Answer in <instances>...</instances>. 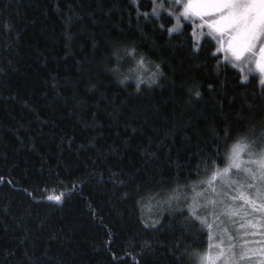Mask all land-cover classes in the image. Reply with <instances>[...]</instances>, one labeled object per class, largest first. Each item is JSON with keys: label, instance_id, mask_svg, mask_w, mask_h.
Returning <instances> with one entry per match:
<instances>
[{"label": "trees", "instance_id": "trees-1", "mask_svg": "<svg viewBox=\"0 0 264 264\" xmlns=\"http://www.w3.org/2000/svg\"><path fill=\"white\" fill-rule=\"evenodd\" d=\"M161 2L0 0V264H196L207 247L184 201L148 208L264 136V82L191 21L169 31L179 6Z\"/></svg>", "mask_w": 264, "mask_h": 264}, {"label": "snow or ice", "instance_id": "snow-or-ice-1", "mask_svg": "<svg viewBox=\"0 0 264 264\" xmlns=\"http://www.w3.org/2000/svg\"><path fill=\"white\" fill-rule=\"evenodd\" d=\"M174 4L179 6L180 15L176 16L177 25L181 17L188 19L191 16H197L201 20V27H207L208 35L214 37L217 42L223 47L225 52H230L232 62H241L236 64L241 72L244 71L243 63L254 64L255 71L264 75V0H174ZM155 15V9H153ZM171 15V14H170ZM173 28L169 31L175 30ZM218 34V35H216ZM138 63H143L141 58ZM157 67H159L157 65ZM253 71L252 68L248 69ZM247 75L242 76V79H247ZM264 82V81H262ZM139 87V84L137 85ZM196 95H199L197 92ZM251 132V130H249ZM226 135L227 132L225 133ZM219 149L217 153H219ZM228 163L220 168L217 165L216 158L208 157L203 163L206 169H210V175L206 181L196 183H206L212 192H217V188L213 182L218 177L222 178V183L227 185L234 195L225 192L224 196H229L231 201H243L239 207H234L233 204H224V199L221 197L220 203L223 204L222 214L235 216L242 214L248 215V212L243 211L245 205H249L253 211L264 212V143L257 147V138L244 134L239 136L234 143L231 144L227 152ZM223 162V161H222ZM235 169L234 175L239 179L233 178L232 172ZM199 174V173H198ZM196 183L192 184V202L187 203L188 214L194 221L208 229V244L203 252H193L189 254L195 257L196 264H239L246 255V250H241L239 256L232 252L233 244L228 245V252L221 247L220 244L213 245L212 228L213 224L207 219L211 215L218 219V215L214 212H208L207 215L198 214L197 210L202 207L198 202L197 197L202 194V191H196ZM235 187H232V186ZM222 190V189H221ZM249 190H254L253 194H249ZM219 195V193H217ZM47 197L54 199L57 202L61 201V196ZM253 196L255 198H253ZM180 192L177 189H172L167 197V203L171 206L173 200H179ZM212 205L213 208L217 205L215 199L205 201V207ZM251 223V221H247ZM240 227H245V224H240ZM256 227V225H252ZM243 235H248L244 233ZM232 237L229 236V240ZM145 246H149L148 242H144ZM243 244L249 241H243Z\"/></svg>", "mask_w": 264, "mask_h": 264}, {"label": "rangeland", "instance_id": "rangeland-1", "mask_svg": "<svg viewBox=\"0 0 264 264\" xmlns=\"http://www.w3.org/2000/svg\"><path fill=\"white\" fill-rule=\"evenodd\" d=\"M164 0H154V2L157 5V10L160 11L162 8V2ZM168 3L173 2L174 0H166ZM183 2V0H182ZM166 5L163 2V6ZM180 15V12L177 14V16ZM191 21L195 25V31L199 37L201 35H208L209 30L207 27H201V20L197 16H191L188 19H185L181 17L179 23H182V21ZM182 25V24H181ZM181 25H177L175 29H180ZM179 26V27H178ZM218 35V34H216ZM210 37V36H209ZM213 38L216 43L219 50L220 55L225 59L227 62L231 63L235 68H237L240 72V68L236 66V64H240L241 62H235V64L232 62V57L230 52H225L223 50V47H226L224 45L223 47L217 42V40L214 37ZM244 71L242 72L243 75H249V74H257L259 75L261 81H264V75H261L259 72L255 71L254 64L248 63L245 61L243 63ZM252 68L253 71L249 72L248 69ZM257 147H259L262 143H264V136H260L258 138ZM228 163V161H227ZM226 163V164H227ZM235 169H233L232 175L233 178L239 179V177H236L234 175ZM206 181V180H203ZM214 186L217 188V192H212L211 188L206 183H199L196 185V191L200 192L202 191V194L197 197L198 202L202 205L200 209H208V212H214L216 215H218V219L214 220V217L211 215L207 216V219L210 223L213 224L212 233H213V239L211 243L213 245L220 244L221 247L225 250V252H228V245L233 244L234 247L232 249V252L235 253L237 256H239V253L241 250H246V255L242 261H239V264H264V212H257L253 211L252 208L249 205H245L243 211L248 212V215L244 216L242 214H238L235 216H228L227 214H222V208L223 204L220 203L221 197L224 199V204H233L234 207H239L241 204H243V201L237 200V201H231L229 199L230 195H234L235 193L232 192V190L225 184L222 183V178L218 177L216 181L213 182ZM232 187H235L234 185ZM222 189V190H221ZM180 192L179 200H173L171 204H175V202L184 201L186 204L192 202V197L194 193L192 192V189L190 191L185 190H178ZM190 192V193H189ZM227 192L229 196H224V193ZM254 190H249V194L252 195ZM219 193V195L217 194ZM169 194V193H168ZM167 195L161 196V198L156 201L153 206H150L148 208L149 212L154 207L163 206L164 208H169L167 201ZM253 198H255L253 196ZM208 199H215L217 201V205L215 208H213L212 205H205V201ZM258 203L264 202V201H257ZM198 209V210H200ZM207 215V214H204ZM247 221H251V223H247ZM240 224H245V227L241 228ZM252 225H256V227H252ZM244 233H248V235H243ZM229 236L232 237L231 240H229ZM243 241H249L247 244H243ZM238 247L239 249L235 250V248ZM206 249V248H205Z\"/></svg>", "mask_w": 264, "mask_h": 264}]
</instances>
